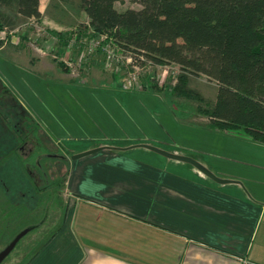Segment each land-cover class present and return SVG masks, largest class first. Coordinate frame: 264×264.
<instances>
[{
  "label": "crops",
  "instance_id": "obj_1",
  "mask_svg": "<svg viewBox=\"0 0 264 264\" xmlns=\"http://www.w3.org/2000/svg\"><path fill=\"white\" fill-rule=\"evenodd\" d=\"M8 52L10 61L17 63L14 51ZM22 64L27 71L38 72L33 61L23 59ZM88 100L101 104L94 96ZM101 107L93 108L99 116L86 115L100 117L109 127L107 132L114 130L119 113L111 118ZM29 115L70 156L98 150L68 158L60 223L44 241L24 239L5 264H264V144L241 131L202 126L223 143L214 150L204 145L189 146L187 153L172 150L229 181L222 184L188 163L130 154L148 142L130 139L118 146L110 140L117 136L93 131L98 128L95 119L91 118V126L86 117L88 133L73 132L74 138H69L57 128L42 129L36 116ZM86 134L98 140L81 148L61 143L71 145Z\"/></svg>",
  "mask_w": 264,
  "mask_h": 264
},
{
  "label": "trees",
  "instance_id": "obj_2",
  "mask_svg": "<svg viewBox=\"0 0 264 264\" xmlns=\"http://www.w3.org/2000/svg\"><path fill=\"white\" fill-rule=\"evenodd\" d=\"M39 1L0 0V4H12L21 17L39 20ZM77 1L87 18L84 28L89 37L105 36L104 43L132 59L176 65L170 94L194 104V114L206 119L201 122L204 126L241 131L264 144V0H128L140 8L123 10L115 7L122 0ZM10 24L0 11V31ZM53 34L66 46V33ZM3 44L0 36V48ZM57 63L69 70L62 61ZM199 75L215 83L213 100L189 87V76ZM154 80L134 89L159 91L162 88ZM26 122L34 121L0 82V127L13 140L11 148L0 150V250L22 229L39 230L49 222L69 170V152L44 136L38 125L25 133ZM29 136L35 141L26 155L20 144L28 143ZM51 167L53 174L48 171ZM52 232L45 237L40 233L42 241Z\"/></svg>",
  "mask_w": 264,
  "mask_h": 264
},
{
  "label": "rangeland",
  "instance_id": "obj_3",
  "mask_svg": "<svg viewBox=\"0 0 264 264\" xmlns=\"http://www.w3.org/2000/svg\"><path fill=\"white\" fill-rule=\"evenodd\" d=\"M39 6L42 15L39 20H36L21 17L12 4H0L1 13L11 21L10 25L3 26L0 31V36L4 40L2 50H0V82L6 85L28 114L31 112L36 116L37 121L43 127L42 129L51 132L57 128L59 132H64L69 138L70 136L74 138L73 132L88 133L91 129L87 126L86 117L91 126L93 123L91 122L92 117H88L86 114H94L93 108L97 110L100 105H103L100 108L102 113L103 111L107 114L110 113L111 118L119 113L114 121L118 126L107 132L109 127L100 120V117L99 120L92 118L98 122V128L95 127L93 131H96L98 135L102 134V136H117V139H110L115 144L117 142H119L117 144L120 142L124 144L131 139L138 143L148 142L149 145L168 152L175 149L186 152V148L189 146L204 145V147L214 150L215 146L219 147L223 143L220 141L221 137L208 131L206 127H202L204 125L201 122L206 119L194 114V104L170 94V88L175 83L178 72L176 65H155L145 59L139 61L137 58L132 59V63H128L124 59L108 62L101 47L96 49L91 56H87L81 65H74L79 46L73 43L69 46L68 41L75 37H86V33H88L84 28L87 21L86 16L79 9L78 1L40 0ZM115 7L118 10L138 9L140 5L122 0L117 1ZM54 31L66 33L68 38L66 46H63L54 36ZM104 44L103 42L101 45L104 46ZM10 50L14 51L19 64L10 61L11 57H8ZM23 59L30 63L33 61L38 72L27 71V68L22 66ZM66 60L72 63L68 71H65L57 63ZM114 70L116 73L113 75L112 71ZM130 75L137 76L139 84L145 83L153 77L157 87L162 89L149 92L142 89L126 90L120 87V82ZM112 81L116 84L111 85ZM188 85L201 92L206 99L213 100L215 98V83L204 76H189ZM90 96L96 97V101L98 100L101 104L98 106L91 103L88 100ZM94 115L99 116L97 113ZM35 125H37L35 121L26 122L23 126L24 132L29 134ZM0 130L2 132L0 139L2 152L12 147L13 140L2 127ZM41 131L48 139L51 138L43 130ZM85 136L84 139H78L80 141H71V145L66 141V143L63 141L61 143L67 148L70 146L81 148L83 145L98 140V138L94 139L87 134ZM33 138L29 136L28 143L20 144L24 149L22 152H25L26 155L27 149L34 147L35 140ZM139 153L154 157V160L158 162L169 160L184 163L166 158L146 148H135L134 152H130L135 155ZM144 154L140 155L141 158H145ZM227 156L230 155L227 154ZM209 157L212 156L209 155ZM150 159L153 160V158ZM185 164L187 165V163ZM62 170L63 167L60 166V171ZM48 171H52V174L55 173L54 167ZM35 178L38 179V176ZM65 197V184H63L57 194L55 204L52 205V214L47 219L50 223L44 224L39 230L30 231L19 242V245L12 249L2 264H5L20 250L24 239L27 240L31 237H34V241L43 239L58 226ZM142 259L146 260L144 256ZM151 262L153 264L154 261Z\"/></svg>",
  "mask_w": 264,
  "mask_h": 264
},
{
  "label": "built area",
  "instance_id": "obj_4",
  "mask_svg": "<svg viewBox=\"0 0 264 264\" xmlns=\"http://www.w3.org/2000/svg\"><path fill=\"white\" fill-rule=\"evenodd\" d=\"M105 40V36H101L99 38L89 37V35H86V37H80V38H73L68 41V45L70 46L73 44H78L79 46V52L77 54V57L74 61V65H81V62L86 59L87 56H91L93 52L98 49L99 47L102 48L104 53L106 54V60L108 62H114L118 61V59H124L128 63H132V58L127 55H123V53L120 52L119 48L115 47L113 44L105 43L104 46L103 41ZM70 43V44H69ZM69 48V47H68ZM67 68L72 66V63L68 60L62 61ZM120 87L128 90V89H134L135 87L140 88L141 85L138 82V78L135 75H130L129 77L125 78L123 81L120 82Z\"/></svg>",
  "mask_w": 264,
  "mask_h": 264
},
{
  "label": "water",
  "instance_id": "obj_5",
  "mask_svg": "<svg viewBox=\"0 0 264 264\" xmlns=\"http://www.w3.org/2000/svg\"><path fill=\"white\" fill-rule=\"evenodd\" d=\"M141 147H144L148 150H151L157 154H160L166 158H170L173 160H177V161H181L184 163H188L190 165H192L194 168H196L198 171H200L202 174H204L205 176H207L208 178H210L211 180L217 182V183H227L229 182L226 179H221L219 177H217L214 173H212L209 169H207L205 166H203L201 163H199L197 160H195L194 158L190 157V156H186V155H182V154H178V153H174V152H168L165 151L163 149L151 146L149 144H141L138 145ZM98 149H93V150H88V151H83V152H79V153H75L72 154L70 156V159L74 160L80 157H83L87 154H90L92 152L97 151ZM30 228L26 227L24 229H22L21 231H19L11 241H9L1 250H0V263L5 259V257L12 251V249L15 247L16 243L25 235L29 232Z\"/></svg>",
  "mask_w": 264,
  "mask_h": 264
}]
</instances>
